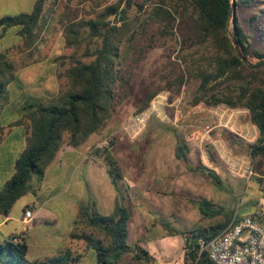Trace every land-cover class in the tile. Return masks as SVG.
Segmentation results:
<instances>
[{
	"label": "trees",
	"instance_id": "16d2710c",
	"mask_svg": "<svg viewBox=\"0 0 264 264\" xmlns=\"http://www.w3.org/2000/svg\"><path fill=\"white\" fill-rule=\"evenodd\" d=\"M234 1L237 7L249 8L261 0H82L91 4L81 16L65 13L61 17L64 45L71 53L51 61L64 67L56 72L58 91L44 98L27 97L19 118L8 124L25 129V145L15 161L14 173L0 190V216L10 217L17 201L41 188L49 166L64 145L79 147L107 127L118 107L134 96V74L147 53L166 47L171 40L178 46L179 71L174 70L166 84L151 92L137 111L146 110L160 91L180 90L192 82L196 84L192 106L225 104L249 110L251 122L259 130L250 152L257 162L258 181H264V67L255 69L243 61L236 47L249 61L264 60V51L252 49V37L239 16L231 14ZM58 2L36 0L31 12L1 18L0 30L6 33L18 28L24 47H31L53 18ZM63 79L65 83L60 82ZM21 82L16 63L1 53L0 140L7 129L4 114L10 104L9 87ZM186 150L178 143L176 157L187 161ZM96 151L106 161L119 197L108 215L102 214L93 201L81 204L71 238L93 249L97 264H137L148 254L140 246L132 249L128 243L133 211L124 203L126 196L121 192L123 171L109 147ZM196 169L207 172L215 184L222 183L215 171ZM186 199L203 217L222 216L225 221L184 233L160 222L170 234L185 236L186 264H213L207 251L200 254V238L210 241L219 236L235 216L241 219L242 214L207 199ZM28 251L24 233L0 237V264H78L82 258V254L67 250L44 261L30 262Z\"/></svg>",
	"mask_w": 264,
	"mask_h": 264
},
{
	"label": "rangeland",
	"instance_id": "374dc122",
	"mask_svg": "<svg viewBox=\"0 0 264 264\" xmlns=\"http://www.w3.org/2000/svg\"><path fill=\"white\" fill-rule=\"evenodd\" d=\"M34 1L0 0V19L6 16H16L23 12H31ZM108 1L112 3L117 0ZM89 4L91 2H82V0H59L53 18L42 29L40 36L31 47H24L25 40L18 34V28L11 29L12 33L8 35V39L11 41L0 51V54L6 53L16 63L22 82L20 85L11 84L9 87L10 104L4 114L8 131L11 128L8 124L19 118L20 114L17 113L19 106L24 103L27 97L33 95L41 97L42 95L41 98H44L48 97L45 94L47 89L49 92L58 91L59 85L55 76L56 72L63 71L64 67L51 61L56 57L71 53V50L66 49L64 45L61 17L65 13L81 16L83 9ZM134 13L135 9H132L131 15ZM235 13L239 16L246 32L252 37V49L264 51V0L249 8L236 6ZM113 19L112 17L111 20ZM232 22L233 20L230 26L231 32L233 31ZM16 31L17 33H15ZM177 49L176 42L171 40L166 47H156L147 53L146 58L140 63L134 74V96L118 107L107 127L101 133H97L99 139L89 151L88 160L97 165L100 172H108L106 161L96 149L100 148L99 145L109 136H115V141L109 148L124 174L120 188L126 196V205L133 211V222L134 220L141 221L147 214L160 221L163 220L168 224L183 228L184 222L176 217L175 212L176 210L185 211L188 207L185 198L190 196L218 202L227 209L236 210V212H242L244 207L246 209L250 207L253 210L252 215L257 218L259 225L264 229V181H258L259 174L255 171L258 168L257 162L250 152L251 146L259 137V130L256 127L258 136L255 139L253 135L255 125L251 122L249 110L242 107L230 108L225 104L207 106L201 103L192 106L191 101L196 90V84L192 82L185 84L180 90L165 89L154 97L150 106L162 97L165 98V106L161 107L160 115L155 114L150 118L145 131L138 139L132 140L122 133L127 119L134 112H138L137 109L141 102L159 85L166 84L167 79L176 71H179L178 64L180 62L176 58ZM250 62L255 64L260 60L253 58ZM60 82L65 83V80ZM231 117L233 120L227 127L224 126ZM205 126H210L213 129L209 140L201 139ZM7 129L6 132H8ZM195 131L201 133L199 139L193 137ZM22 132L20 129H12L10 134L14 133L13 135H15ZM178 143L187 148V161L176 157ZM13 144H16L17 147H14ZM201 145L202 149H199L198 147ZM217 146H221L232 158L244 160L246 157H250L255 175L250 179L231 175L218 157ZM22 149L21 142H18L16 137L9 139L0 149V190L14 172L15 153L17 152L19 155ZM197 167L215 171L220 176L222 183L215 184L207 172L197 171ZM81 176L84 178V175H80L77 171L72 174L64 172L56 179L48 174L36 193H30L17 201L11 212V220L1 229L2 235L8 238L11 233L18 232L27 226L29 228V244L31 246L38 245L40 232H51L56 225L55 217H53L55 212L52 209L57 202L56 197L60 196H56V192L58 190L65 191L66 193L61 199L71 196V202L76 203L74 188L82 180ZM82 181L86 190L81 193L80 197L83 203H86L93 200L92 185L89 182V187H87L86 180ZM144 192H148L149 197L153 200H159L160 206L157 210L152 209L151 205L142 203L140 193ZM30 204L36 207L37 213L34 214L33 221L25 226L21 219L24 216L26 205ZM152 205L155 206L154 202ZM100 211L104 214L107 210L100 209ZM170 215L174 217H170ZM3 219L5 218L0 216V221ZM173 220H176L177 224ZM133 222L130 223V232ZM66 229L65 222L63 230ZM152 237L147 236L137 242L131 233L128 243L132 249H136L137 246H143V242L148 238L152 239ZM70 246H72L70 242H61L58 243L56 249ZM44 253L46 258L54 251L46 250ZM36 254L37 252L31 253L30 258L33 259L35 257L33 255ZM86 264H95L94 250H89L86 253Z\"/></svg>",
	"mask_w": 264,
	"mask_h": 264
},
{
	"label": "crops",
	"instance_id": "0c3cea01",
	"mask_svg": "<svg viewBox=\"0 0 264 264\" xmlns=\"http://www.w3.org/2000/svg\"><path fill=\"white\" fill-rule=\"evenodd\" d=\"M35 2L36 0L34 1L33 6ZM23 13H29V12H23ZM11 31L12 30L10 29L6 33H3V31L0 30V51L3 50V48L10 43L11 39H8V35L12 33ZM15 33H17V31ZM12 84L17 85V83H12ZM45 94L48 96L49 94L48 89L46 90ZM21 105L22 104H20L18 111H20ZM17 113L19 114V112ZM12 129H20L23 132L21 134L13 135L14 133L10 134ZM24 132H25V129L22 127H11L10 130L6 132L3 140H0V149H2V147L8 142L9 139L14 138V137L17 138L18 142H21V147L24 148V145H25ZM98 139H99V135L93 134L80 147L75 148L69 145H64L62 149L59 151L55 161L49 166L46 172V176L48 174H51L53 176V179H56L60 174L64 172L66 174H72V172L74 173V171H77V173L79 172L80 175H84V178L82 176L81 178L82 180H86V182L84 181L86 183V186L89 187L88 185L89 182H90V185H92V196H93L92 201L96 203V206L99 211L100 209L107 210L105 211L106 213H104V215H108L114 211L115 202L118 199L119 194L108 172L107 171L100 172L97 168V165H95L92 161L88 160L89 159L88 155H90L89 151H91L92 147L97 143ZM13 145L14 147H17L16 144H13ZM15 156L17 159L19 156L17 152L15 153ZM82 180H80V182L77 183L74 188L75 189L74 195L77 197V198L75 197L76 203L71 202V196L61 199V197L66 193L65 191L58 190L56 192L57 194L56 196L60 195L58 198L55 196L57 202L52 207L53 211L55 212L53 217H55L54 221L56 222V225L53 227V231L51 232H47V233L40 232L38 245L31 246V244H29V240H28L29 228L26 226V225H29L33 221L34 214L36 215L37 213L36 207L32 204L26 205L24 209V216L21 219V222L26 227H23L18 232L11 233V235L24 233V236L26 237V242L29 246L27 258L30 262L44 261L48 258L64 253L67 250H71L74 255H77L78 253L82 254V258L80 259L78 264H86V253L89 250L93 251V249L87 247L83 241H78V240H74L71 238V234L74 231L73 226H75L74 225L75 221L78 218L79 206L83 204V201L80 196H82L81 193L83 191L85 192L86 190V187L83 184ZM140 197L144 205H151L150 207L154 210H157V208L160 206L159 200L157 199L153 200L151 197H149L148 192L140 193ZM92 201H88L86 203H89ZM125 201H126V197L124 198V203L126 204ZM186 201L188 202V207L185 209V211L176 210L175 212L177 215L176 217H178L182 222H184V227L180 228V227H177L176 225L169 224L171 227L176 228L180 232H183V233L189 232L191 230H195L198 228H211L215 224L222 223L225 221L222 216L216 219H208V218L203 217L200 213L199 208L196 205L190 203L187 199ZM152 202H154L155 206L152 205ZM214 203L220 205V203L218 202H214ZM28 209L33 210V217L29 221L26 222V220H24L25 211ZM100 212L103 214L102 211ZM252 213H253V210L250 207L248 209L244 207L243 211L240 214H242V217H243L246 215H252ZM172 216L173 215H170V217ZM132 219H133V215H132L130 223L133 222ZM255 219L258 222L257 218ZM10 220H11V217H8L0 221V237L1 238H5L4 235H2L1 233V229L5 225H7ZM65 222L67 225V229L64 231L63 223L65 224ZM173 222L177 224L176 220H173ZM131 233H132L133 238L137 242H139L141 238H144L147 236H153L152 239L148 238L146 241L143 242V246H141V249L144 250L148 255L144 257L142 256V259L137 264H186V261H185L186 238L185 236L182 234H170L163 227L160 220L156 219L155 217H151V215L146 214L141 219V221L134 220L133 228L131 232H130V224H129V237L131 236ZM61 242H70L72 246L63 247L61 249H56L58 247V243H61ZM52 247L53 249H51ZM46 250L49 252L54 251V253H50V255L45 258L44 252H46ZM36 252L37 254L33 255L35 257L31 259L30 254L31 253L34 254ZM95 264H97L96 252H95Z\"/></svg>",
	"mask_w": 264,
	"mask_h": 264
},
{
	"label": "built area",
	"instance_id": "2783aa9c",
	"mask_svg": "<svg viewBox=\"0 0 264 264\" xmlns=\"http://www.w3.org/2000/svg\"><path fill=\"white\" fill-rule=\"evenodd\" d=\"M164 101L165 98L162 97L151 104L148 109L131 114L122 129V133L132 140L138 139L145 131L150 118L155 114L160 115L162 113L161 107L165 106ZM232 120L231 117L225 125H222L227 127ZM212 130V127L205 126L201 139L209 140ZM253 135L255 139L258 136L256 126L253 127ZM200 136L199 131H195L193 134V137L197 139ZM114 141L115 136H109L99 147H110ZM198 148L202 149V145ZM216 152L231 175L248 179L255 175L250 157H246L244 160L232 158L221 146L216 147ZM32 217L33 210H26L24 220L27 222ZM199 244L200 254L207 251L213 264H264V229L252 215L243 216L241 219L235 216L222 234L210 241L200 238Z\"/></svg>",
	"mask_w": 264,
	"mask_h": 264
},
{
	"label": "water",
	"instance_id": "95a60500",
	"mask_svg": "<svg viewBox=\"0 0 264 264\" xmlns=\"http://www.w3.org/2000/svg\"><path fill=\"white\" fill-rule=\"evenodd\" d=\"M235 10H236V3H235V1H234V2H233L232 11H231V14H232V15L235 14ZM236 50H237V52L239 53V55H240V57L242 58V60L245 61L246 63L252 65L255 69H260V68L264 67V60H261L260 62L254 64V63L250 62V61L248 60V58L245 57V56L241 53V51L239 50L238 47H236Z\"/></svg>",
	"mask_w": 264,
	"mask_h": 264
}]
</instances>
